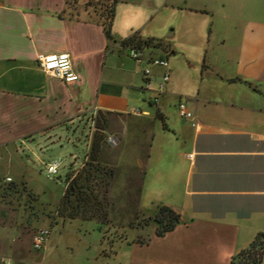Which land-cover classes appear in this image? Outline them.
<instances>
[{
	"label": "crops",
	"instance_id": "obj_1",
	"mask_svg": "<svg viewBox=\"0 0 264 264\" xmlns=\"http://www.w3.org/2000/svg\"><path fill=\"white\" fill-rule=\"evenodd\" d=\"M87 1L0 0V146L33 145L55 128L87 124L95 111L105 114L106 133L127 137L139 149L132 164L125 162V171H138V176H124L123 182L128 187L138 183L142 215L151 216L166 204L181 216L164 235L157 234L155 224L147 225L148 234L132 244L140 261L230 264L233 255L264 234V0H208L212 9L190 7L192 12L221 11L226 20L233 18L229 12L249 18L241 20L234 47L228 35L212 38L214 29L207 34L200 27L199 38L188 37L184 47H175L184 50L188 64L173 78L170 62L164 67L152 59H167L177 49L149 47L135 59L121 44L135 32L148 36L153 12L146 5L160 0H118L113 39ZM211 43L214 53L206 47ZM51 52L70 53L76 80L65 81L39 66V56ZM194 64L195 72L189 68ZM147 68L149 89L138 83L145 84ZM168 69L170 79L160 92ZM180 101L195 112L197 125L179 114ZM130 123L138 133L128 139ZM103 150L102 160L116 169L114 182L121 158ZM48 248L47 241L43 259ZM116 252L110 246L107 255ZM15 254L24 255L20 246ZM86 258L88 264H115V256L88 253Z\"/></svg>",
	"mask_w": 264,
	"mask_h": 264
},
{
	"label": "rangeland",
	"instance_id": "obj_2",
	"mask_svg": "<svg viewBox=\"0 0 264 264\" xmlns=\"http://www.w3.org/2000/svg\"><path fill=\"white\" fill-rule=\"evenodd\" d=\"M148 4L146 8L153 14L148 19L150 23L145 35L160 40L163 45L158 48L161 49L184 47L188 37L193 40L199 38L198 31L203 26L207 34L214 29L212 38L216 33L228 35V43L234 47L240 38L243 24L241 20L249 18L244 16L238 19L233 12H229L233 18L226 20L221 19L223 14L218 10H215L217 13L211 10L189 11L190 7L201 8L206 4L212 9L213 3L208 4V0H160L159 3ZM218 13H221L220 17ZM225 22L230 23L229 27L224 26ZM206 45L210 53H214L212 43ZM181 49L178 48L179 52L170 54L167 58L170 59L172 78L177 69L188 64L182 55L184 50ZM196 49L195 47L194 50ZM149 50L151 48H144L145 53ZM234 50L235 54L236 48ZM126 51L130 53L129 48ZM199 66L201 69H217L208 65ZM189 68L193 72L199 69L198 64ZM138 83L144 85L141 79H138ZM98 124L97 121L96 130H93L89 118L87 124L84 122L74 127H58L46 137L38 136L33 145L27 146L16 141L0 146V264L3 256L11 258L12 264H88V253L99 255L101 259L110 257L112 260L111 257L115 256V264H143L139 258V250L132 245L138 241L141 233L147 235L149 232L147 225L132 227L133 222L143 218L138 183L128 187L123 182L124 176H138V171H125V162L132 164L139 149L128 142L127 137L117 134L122 139L119 145H107L106 139L104 144L105 155L112 156L118 152L116 155L121 158L118 178L110 189L113 200L110 207L111 223L98 219H64L56 212L67 187L69 172L81 169L88 158ZM128 128V139L137 135V125L134 128V124L130 123ZM55 161L60 163L59 172L50 177L46 164ZM8 176L12 181L6 180ZM41 228L50 230L49 248L44 259L42 254L45 250H36L32 246V237ZM19 246L24 252L23 256L15 254V248ZM110 246L115 247L117 252L107 255ZM104 248L108 249L106 254L100 253Z\"/></svg>",
	"mask_w": 264,
	"mask_h": 264
},
{
	"label": "trees",
	"instance_id": "obj_3",
	"mask_svg": "<svg viewBox=\"0 0 264 264\" xmlns=\"http://www.w3.org/2000/svg\"><path fill=\"white\" fill-rule=\"evenodd\" d=\"M70 4H77L79 0H68ZM118 0H88L85 4L91 8L97 20L104 26L110 39H113V23ZM125 47H162V42L154 37H144L139 32L123 39ZM98 128L95 132L88 158L81 169L71 170L67 176V187L57 209V215L64 219L81 218L85 220L98 219L110 224V207L113 200L110 189L116 175V169L104 162L101 153L105 144L108 118L100 113ZM138 186V185H137ZM139 188V186H138ZM140 193V188H139ZM181 221L180 214L171 206L160 204L156 213L143 216L134 226L156 225L158 235H164L173 230ZM264 234L257 235L248 247L233 255L230 264H263Z\"/></svg>",
	"mask_w": 264,
	"mask_h": 264
},
{
	"label": "built area",
	"instance_id": "obj_4",
	"mask_svg": "<svg viewBox=\"0 0 264 264\" xmlns=\"http://www.w3.org/2000/svg\"><path fill=\"white\" fill-rule=\"evenodd\" d=\"M130 56L135 59H141L144 57L145 52L144 49H139L136 47H130ZM152 62L164 67H169V61L167 59H161V58H153ZM39 66L44 69L48 74H51L55 77L61 78L65 81H73L78 78V74L73 69V62L72 58L69 52H51L47 54H43L39 56L38 58ZM150 73L151 70L147 68L145 70V74L147 75V80L145 81V87L149 89L151 87V79H150ZM170 79V70L168 69L164 76L162 81L160 82V92L164 89L166 83ZM155 99H158V97H155ZM135 112H141L140 109L135 108ZM178 111L179 114L186 119H189L192 121L193 125H197L195 112L189 108L186 101H180L178 104ZM99 112L95 111L90 116V123L91 128L93 130H96L95 124L98 120ZM107 143L110 146H116L119 143V138L115 134H107L106 137ZM47 172L50 177H52L54 174H57L59 172L60 163L58 161L47 163ZM7 181H12L11 177L6 178ZM50 234V230L48 228H41L37 230L32 238V245L33 248L36 250H42L48 241ZM1 264H12V260L9 257L3 256L1 258Z\"/></svg>",
	"mask_w": 264,
	"mask_h": 264
}]
</instances>
